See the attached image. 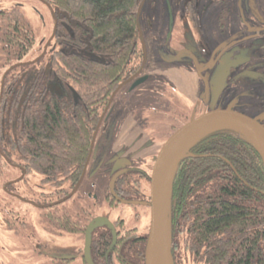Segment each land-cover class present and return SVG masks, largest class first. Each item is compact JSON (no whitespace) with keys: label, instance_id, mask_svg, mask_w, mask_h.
Segmentation results:
<instances>
[{"label":"trees","instance_id":"1","mask_svg":"<svg viewBox=\"0 0 264 264\" xmlns=\"http://www.w3.org/2000/svg\"><path fill=\"white\" fill-rule=\"evenodd\" d=\"M43 1L55 17L44 57L15 60L3 76L5 92H54L52 86L57 85L70 94L59 96L57 103L38 101L26 112L27 142L20 149L29 156L31 170L51 178L55 173L79 174L110 96L141 72L142 0ZM19 18L16 14L4 33L14 55L18 49L27 52L34 42ZM45 68L50 88L47 80H40ZM189 153L173 180L175 264L189 259L191 264L195 259L200 264H264V163L259 151L240 132L224 128L204 136ZM140 246L138 256L130 258L133 264H145L144 243ZM100 263L111 264L110 255Z\"/></svg>","mask_w":264,"mask_h":264},{"label":"flooded vegetation","instance_id":"2","mask_svg":"<svg viewBox=\"0 0 264 264\" xmlns=\"http://www.w3.org/2000/svg\"><path fill=\"white\" fill-rule=\"evenodd\" d=\"M166 4L169 36L176 23L177 29H181L173 49L178 54L186 53L193 58L196 70L209 87L215 88L216 81L218 82L220 78V93L221 85L226 81L230 70L236 75L243 72L256 76L261 80L259 83H264V78L258 75L256 69L260 58L252 55L246 48L249 45L255 51H260L264 47V0H166ZM180 19L183 22L178 27ZM191 33L195 34V38ZM142 46L144 56L141 72L119 84L110 96L97 123L92 146L79 174L55 173L49 178V175L43 172L31 170L27 165L29 156L20 149L21 145L27 142L25 129L27 109L42 100L53 99L54 103H57L59 96L70 94L60 91L57 85L52 86L56 90L54 92L47 90L5 92L6 84L2 76L0 81V264H8V261L10 263L18 261V264H89L85 254L86 233L90 224L97 222L101 225L91 232L90 256L93 264L107 261L109 255L111 264H122V261L133 264L130 258L138 256L136 251H140L142 243L145 249L151 220V170H146L144 166L125 165L130 162L122 160V167L112 174L106 185V205L117 210L115 216H106L100 213V210L97 211L99 203L97 193L93 190L102 183L99 182L98 177L103 178L106 175L101 171L105 161L99 159L101 153L97 145V135L103 121L113 112L115 95L119 92L121 94L123 88L128 90V93L125 92L126 96L131 95L149 78L143 72L145 63L143 42ZM30 50L24 52L23 49H18L17 54L14 55V51L12 54L19 62H32L44 57L46 52L42 51L34 58L22 60ZM234 55L236 61L241 63L238 70L234 67ZM218 61H222L221 67L215 72ZM212 71L215 73L212 74ZM46 76L48 77L45 78ZM144 76H147L145 80L135 84ZM40 77V80H47V86L50 88L52 84L47 68ZM229 82L235 83L236 78ZM157 86L158 83L151 82L147 92L157 90ZM256 99L258 103L251 106L255 113L250 115L264 123V95ZM168 104L165 108L148 104L147 109L153 114L149 120L152 125L155 124V127L160 128V123H154L155 113H160V122L166 119L165 116H171L169 114L171 103ZM190 118L191 116L188 119L183 118L182 123L170 122L172 124L169 125L171 130L168 137ZM158 150L148 152L146 155L148 162L151 157L154 162ZM119 171L121 172L112 185L111 181ZM126 205L130 207L132 213L131 218L128 219L121 209ZM97 218L101 219L96 221ZM140 220H143L142 226L139 224ZM77 233L81 234L84 240L79 253L50 254L41 244L43 235L57 234L62 235L61 237L70 235L75 239ZM132 245L136 247L129 249ZM95 257H99L100 262ZM191 262L192 259H189L185 264ZM194 264H200V260L195 259Z\"/></svg>","mask_w":264,"mask_h":264},{"label":"rangeland","instance_id":"3","mask_svg":"<svg viewBox=\"0 0 264 264\" xmlns=\"http://www.w3.org/2000/svg\"><path fill=\"white\" fill-rule=\"evenodd\" d=\"M16 14L34 37L31 50L22 60L34 58L42 51H46L52 41L55 17L49 3L43 0H0V81L6 68L16 60L12 54L14 48L8 47L4 39L5 29L10 23L15 22ZM178 22L179 27L183 20L180 19ZM139 24L141 40L145 47L143 72L149 78L147 82L139 85L131 95L126 96L127 88H123L121 94L119 92L115 95L113 112L109 118L103 121L97 135V145L101 153L99 159L102 158L105 161L101 171L106 175L103 178L98 177L99 182L102 183L98 185L97 182L98 187L93 190L97 193L99 203L97 211L100 210V213L106 216L116 215L117 210L106 205L105 194L108 180L122 167V160L130 162H126L125 165L144 166L146 170H151L153 159L149 158L148 162L146 155L152 150H158L159 146L168 138L171 130L169 125L172 124L170 122L182 123L183 118L188 119L192 115H200L211 109L214 103V87H209L200 76L193 58L186 53L178 54L173 49L181 29H177L176 23L169 36L166 0H143L139 10ZM191 34L195 38V34ZM246 48L252 55H257L260 58L256 69L258 75L264 78V47L260 51H255L249 45ZM198 58L200 60L199 55ZM233 61H235V70H238L241 63L236 61L235 55ZM200 63L204 64L201 60ZM221 63L222 61L217 62L215 72L221 67ZM215 72L212 71V74ZM235 78V83L229 82ZM151 82L158 83V88L148 93ZM259 82L261 80L256 76H250L243 72L236 75L234 71L230 70L226 81H223L221 85L219 99H217L215 107L233 108L253 115L255 112L251 106L258 103L256 98L264 95V83ZM168 103H171L169 107L171 113L169 111V114L172 117L167 115L166 119L160 122V113H155L154 123H160V128H157L149 120L153 114L147 109L148 104L153 107L165 108L169 105ZM246 105L249 107L247 108ZM29 183L31 184L30 181ZM102 204L104 206L101 207ZM121 209L126 219L131 218L132 213L129 206H123ZM139 224L142 226L143 220H140ZM61 236L57 234L43 235L41 239L43 249L50 254L79 253L81 251L84 242L81 234H75V239L70 235ZM35 257L39 259L38 256L35 255ZM18 263V261L16 263L8 261V264Z\"/></svg>","mask_w":264,"mask_h":264},{"label":"water","instance_id":"4","mask_svg":"<svg viewBox=\"0 0 264 264\" xmlns=\"http://www.w3.org/2000/svg\"><path fill=\"white\" fill-rule=\"evenodd\" d=\"M141 77L135 84L145 80ZM214 88L213 107L200 115H192L180 128L175 130L160 146L151 169V220L145 246V264H175L172 253V227L170 206L173 180L179 162L187 156L190 148L207 134L224 128L234 129L247 138L259 151L264 163V123L254 116L233 108L215 107L219 94V82ZM121 171L113 177L115 178ZM101 218H97L98 221ZM101 225L90 224L86 233L85 254L89 264L91 232Z\"/></svg>","mask_w":264,"mask_h":264},{"label":"bare ground","instance_id":"5","mask_svg":"<svg viewBox=\"0 0 264 264\" xmlns=\"http://www.w3.org/2000/svg\"><path fill=\"white\" fill-rule=\"evenodd\" d=\"M248 96V95H247Z\"/></svg>","mask_w":264,"mask_h":264}]
</instances>
